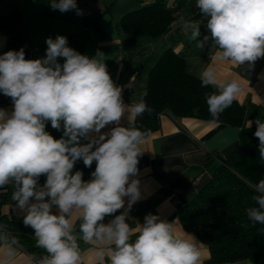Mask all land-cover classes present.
<instances>
[{
    "label": "clouds",
    "instance_id": "1",
    "mask_svg": "<svg viewBox=\"0 0 264 264\" xmlns=\"http://www.w3.org/2000/svg\"><path fill=\"white\" fill-rule=\"evenodd\" d=\"M196 5L209 17L215 59L252 67L264 57V0H196ZM51 8L83 14L76 0H51ZM183 23L189 38L198 41L199 25ZM46 44L42 59H25L24 48L0 55V92L14 105L10 114L0 109V189L6 191L5 186L11 185V199L26 209L23 223L34 230L37 247L47 253L37 264H83L80 241L94 246L97 258L108 264H201L196 240L178 235L174 223L151 213L135 229L128 222L132 206L141 198L140 181L135 177L146 133L134 127L129 116V126L121 125L129 105L102 54L96 58L82 55L68 47L62 35L47 38ZM58 57L65 58L63 64ZM199 79L202 87L217 89L206 93L213 118L242 91L237 80L220 81L212 66ZM145 111L150 109L143 98L130 109L137 116ZM47 121L57 130L63 121L60 139L45 131ZM254 122L264 164V121ZM109 124L115 127L102 133ZM81 139L88 142L81 144ZM81 159L86 167L96 162L90 180L85 181L79 170L73 174ZM41 175L46 176L42 186L38 183ZM252 187L257 206L246 210L247 217L253 224L264 225V179ZM120 209L124 211L114 215ZM0 242L7 256H14L13 245L18 241L0 233Z\"/></svg>",
    "mask_w": 264,
    "mask_h": 264
},
{
    "label": "crops",
    "instance_id": "2",
    "mask_svg": "<svg viewBox=\"0 0 264 264\" xmlns=\"http://www.w3.org/2000/svg\"><path fill=\"white\" fill-rule=\"evenodd\" d=\"M154 0H76L82 15L76 10L61 13L51 8V0H4L0 3V55L7 51L24 48L25 59L46 57L47 38L65 36L68 47L89 58L102 54L114 84L121 86L122 98L129 105L121 125L129 124V118L136 121L144 115L130 112L131 106L144 97L151 69L170 48L186 62L188 75L199 79L200 73L212 66L220 81L237 80L242 91L235 99L246 108L245 128L249 121H264V57L259 58L252 67L236 66L229 61L214 58L213 40L207 28L209 17L204 16L196 5L188 11L193 0H167V5L176 15H180L167 34L157 37H133L121 28L122 18L132 12L149 6ZM58 2V0H57ZM184 21H194L199 25L198 41L189 38L190 33ZM179 39H177V36ZM209 39L204 41V37ZM187 42H191L186 45ZM64 59L58 57L59 63ZM200 80V79H199ZM130 85V86H129ZM10 97L0 92V109L7 113L13 111ZM157 132L146 138L142 144L143 155L139 158L138 174L141 198L129 212V224L134 229L144 223L147 214L158 215L174 223L176 233L194 238L201 251V264L209 259L207 248L190 232L186 231L178 218L180 208L191 202L199 190L211 181L227 158L239 147V129L227 125L211 123L192 118L173 119L168 114L158 117ZM115 125L109 124L101 130L109 132ZM96 135V134H92ZM82 144L87 143L81 139ZM193 181H197L193 184ZM48 199V198H46ZM125 197V208L127 207ZM124 209L118 210L119 215ZM53 213H57L53 206ZM26 215L11 195L0 192V222H21ZM106 216L104 222L114 218ZM77 227L79 221H74ZM136 239V235L132 236ZM83 264H108L96 256L94 246L80 241ZM31 246L37 248L34 254L20 245H13L15 254L7 256V248L0 242V264H37L47 255L37 247L36 240ZM237 264H249L247 262Z\"/></svg>",
    "mask_w": 264,
    "mask_h": 264
},
{
    "label": "trees",
    "instance_id": "3",
    "mask_svg": "<svg viewBox=\"0 0 264 264\" xmlns=\"http://www.w3.org/2000/svg\"><path fill=\"white\" fill-rule=\"evenodd\" d=\"M195 2L189 3L188 11H193ZM179 18L180 15L168 7L167 0H154L149 6L125 15L121 28L125 34L133 37L157 38L167 34ZM216 91L212 86L202 87L201 80L188 75L185 60L170 48L149 73L147 95L144 94L143 100L150 111H145L142 118L133 121V126L145 132L146 139L157 132L158 117L168 114L173 119L192 118L239 129L238 149L191 202L179 209L178 218L183 228L207 248L209 259L205 264H264V225L253 224L246 212L249 207L257 206L252 199L256 195L252 185L264 179L259 139L254 135L256 126L244 127L246 108L236 100L218 118H213L208 111L206 93ZM45 131L54 139H60L63 121L60 130L54 129L51 121H47ZM95 167V161L91 167H86L81 159L75 163L72 171L73 174L81 171L82 178L87 181L91 179ZM45 181L46 176L41 175L38 183L42 186ZM5 188L6 191L0 189V192H4L5 196L11 195L12 186ZM0 233L6 234L9 240L15 238L17 245L31 254L37 250L31 246V240L35 238L34 230L23 221L0 222Z\"/></svg>",
    "mask_w": 264,
    "mask_h": 264
},
{
    "label": "built area",
    "instance_id": "4",
    "mask_svg": "<svg viewBox=\"0 0 264 264\" xmlns=\"http://www.w3.org/2000/svg\"><path fill=\"white\" fill-rule=\"evenodd\" d=\"M197 183V181H193V184H196Z\"/></svg>",
    "mask_w": 264,
    "mask_h": 264
}]
</instances>
